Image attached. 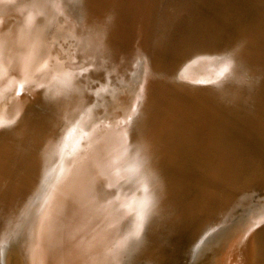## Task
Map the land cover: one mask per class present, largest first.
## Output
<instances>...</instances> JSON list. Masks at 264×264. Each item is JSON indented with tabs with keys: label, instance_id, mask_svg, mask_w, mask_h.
Instances as JSON below:
<instances>
[{
	"label": "bare ground",
	"instance_id": "obj_1",
	"mask_svg": "<svg viewBox=\"0 0 264 264\" xmlns=\"http://www.w3.org/2000/svg\"><path fill=\"white\" fill-rule=\"evenodd\" d=\"M64 23L73 65L55 54ZM13 76L1 237L19 233L32 264H88L95 247L116 264L157 250L161 264H196L217 243H203L215 204L237 191L263 203L221 264H264V0H0V90ZM112 86L132 106L112 99L129 114L95 133Z\"/></svg>",
	"mask_w": 264,
	"mask_h": 264
},
{
	"label": "rangeland",
	"instance_id": "obj_2",
	"mask_svg": "<svg viewBox=\"0 0 264 264\" xmlns=\"http://www.w3.org/2000/svg\"><path fill=\"white\" fill-rule=\"evenodd\" d=\"M53 14L52 15L48 14V17L53 16ZM62 26L65 29V32L64 31L63 32L65 33V35H68L69 38L67 40H65V39L64 40H59V41L62 42L61 48L56 45V53L55 54L62 55V54H64L66 52L67 57L70 58V60L67 61V63L71 64L73 62V60H74V58H72V57H73V55H75V52H76L75 51V47H74L75 46V42L73 41V38H72V36L70 34V30H69L68 25H66L64 23V24H62ZM50 34H51V32H50ZM62 47L65 48V49H63L64 51L62 50ZM59 58L61 59L60 61H65L66 60L65 57H59ZM71 65H73V63ZM206 70L210 71V70H212V68H208ZM14 78H15V76H13L11 78V80H13V82L10 80L8 85L6 84L4 89L0 90V94H3V95H0V110H2V108L4 106H6L10 102H12L13 98L16 96V94H15V92H16V90H15V86H16V81L15 80H16V78L15 79ZM13 83H15V85H13ZM9 84H11L12 86L9 85ZM7 86H8V88H10V90L13 91V93H12V91L10 93L9 89L7 88ZM106 87H108V85ZM106 87H105L104 91L100 93L101 96L98 98V101H96V105L95 106L96 107H100V105H101V109H99L98 111L94 112L92 118L90 119V121L92 123H91V127H90L89 130H91V131H92V129L94 131L96 128H99V127L100 128H105V126H106L105 125L106 118H108L107 115H111V114H113V116H116V118L114 120L116 122L115 125H116L117 128L114 127V129H120L119 125L122 123L121 122L122 120H120V119L124 120L127 117L126 115L129 114V113L127 114V112L126 113H123V112L126 111L127 109H129L130 106H132L131 103L128 105V103L131 100L129 101L128 99H126L127 95L125 96V94H127V93L122 92L121 89H118L120 87L117 88L115 86H112L111 88H109L111 90L108 91L110 93H108V92L106 93ZM13 95H14V97H13ZM120 95H121V97H120ZM121 98L123 100L125 99V102H127V104H126L128 106L127 109L124 108V107H126V106H124L125 104H123L121 106V104L118 105V104H115L114 102H112V103L110 102L112 99L119 100ZM101 99L103 100V102H102ZM106 102L109 104V106H110V104L112 106H116L117 109H115V107H114L113 113H108L109 109L108 108L104 109L102 107L103 104L105 106ZM37 106L38 105H37L36 101L33 99L31 101V103L29 104V106H28L29 107V112H30L31 115H33V113L37 110L36 109ZM112 106H110V107L112 108ZM121 110H123V111H121ZM117 121L118 122L120 121V122L118 123ZM108 128H110V126H108ZM161 130L162 129H160L158 132L155 131L154 135L158 134ZM94 132L96 133L97 129ZM95 133H93V134H95ZM163 140L165 141V139H163ZM93 165L94 164H92V166ZM231 184L232 183L230 181L226 185H227V187H231ZM238 192L239 191H237L235 193L233 192L232 196L230 198H228V199H225V198L224 199H220L215 204V205H217V207H216V209L214 211L216 213L219 211L218 212L219 214L217 215V220L213 221L210 224L207 233L203 236V243H205L206 241L208 242V240H210L211 238L214 239L215 241L217 239V241H216L217 243H216V245L210 246L206 250L202 251L199 254V256H198V260H197L196 264H221L223 259L225 258V253L223 255V252H224L223 250L227 248L228 243L233 240V238L241 230V228L245 227L247 225L246 223L249 220H251L250 218H252V213H254V209H256L258 206H260L263 203V201L261 200L262 196L260 194L256 193L255 191H250V192L248 191L249 193L248 192L246 193V191H242V192H239V193ZM233 200H235V202ZM237 202H239V203H237ZM232 203H233V205H231ZM218 207H220V208L218 209ZM231 207H232V209H231ZM235 207H237V209H235ZM180 209H182V207H180ZM228 210L230 211L231 214L228 212ZM237 211H238V213H237ZM182 213L186 214L187 212H186V210H183ZM0 214L2 215V213H0ZM229 215H231L232 217L228 218ZM225 216H227V217H225ZM28 219H29V217L26 220H28ZM225 219H228V220H225ZM219 221H220V223H219ZM228 221H230V222H228ZM3 226L0 227V243H1L0 244V249H2V250H0L1 251L0 252L1 253L0 254V256H1V264H32L31 257H30L31 256L30 251L26 247H24V244L21 241V235L16 232L14 234H11L10 236H6V237L2 238L1 236H2V232H3ZM211 228L212 229L216 228L215 229L216 231L214 229H213L214 232L211 231L212 230ZM109 229L110 230L113 229V226L109 225ZM163 229L167 230L165 228H163ZM159 230H161V229H159ZM205 237H207V238H205ZM3 239H4L5 244L3 242ZM95 241H96V238L94 239L93 242L95 243ZM3 244L5 246H3ZM223 247H224V249H223ZM111 249L112 248L107 247V251L106 252H101V250L99 248L95 247L94 251H93V253H95V257L92 258L90 256V257L86 258L84 261H87L88 259H90V262L88 264H116L115 258L113 257V252L111 251ZM163 253L166 254V252H164L162 250H157L156 252H149V254L147 252H145V253L142 254V258H140V263H138V264H145L146 261H144V259L147 258V257H148L147 261H149L151 258L153 259V260L152 259L150 260L152 263L149 261V264H156V263L157 264H161L159 259L162 258L160 256ZM156 255H159V257L155 258ZM46 260L48 261L49 264H52V262H53L52 256L46 258ZM58 261H59V259H58ZM58 261L56 260V262H57L56 264H61L62 263V261L60 263Z\"/></svg>",
	"mask_w": 264,
	"mask_h": 264
}]
</instances>
